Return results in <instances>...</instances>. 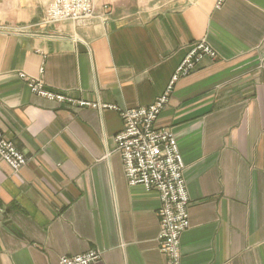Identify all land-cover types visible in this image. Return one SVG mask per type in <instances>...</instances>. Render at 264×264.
Instances as JSON below:
<instances>
[{"label":"crops","instance_id":"crops-1","mask_svg":"<svg viewBox=\"0 0 264 264\" xmlns=\"http://www.w3.org/2000/svg\"><path fill=\"white\" fill-rule=\"evenodd\" d=\"M47 1L0 0V133L28 157L19 172L0 161V264L89 249L92 264H165L159 196L129 186L114 151L118 110L58 105L18 72L75 99L148 106L199 40L215 57L176 81L155 123L184 163L181 264H264V0H94L80 23L44 22Z\"/></svg>","mask_w":264,"mask_h":264},{"label":"built area","instance_id":"built-area-1","mask_svg":"<svg viewBox=\"0 0 264 264\" xmlns=\"http://www.w3.org/2000/svg\"><path fill=\"white\" fill-rule=\"evenodd\" d=\"M219 0L218 2H220ZM44 22L62 20H88L94 17L93 0H49ZM20 31V30H19ZM169 86L149 106L117 109L114 105L76 100L44 88L41 79L19 76L26 81L36 95L72 107H92L99 110L116 109L122 120V129L115 134V151L122 163L123 174L129 186L140 185L159 196L158 250L165 257V264H181L180 239L189 227V197L183 177L184 163L176 139L169 128L155 125L158 116L168 102L169 91L180 77L190 74L206 56L214 58L215 52L203 41L193 44L184 55ZM0 159L14 172L25 163L24 155L9 140L0 136ZM101 252L89 249L75 255H62L56 264H92L99 260Z\"/></svg>","mask_w":264,"mask_h":264},{"label":"rangeland","instance_id":"rangeland-1","mask_svg":"<svg viewBox=\"0 0 264 264\" xmlns=\"http://www.w3.org/2000/svg\"><path fill=\"white\" fill-rule=\"evenodd\" d=\"M219 0H216V3H215V7L216 8H219L220 7V5L222 4V2H223V0H221L220 2H218ZM48 2H49V0L47 1V6H48ZM93 4H94V0H93ZM47 8V7H46ZM103 8H105V9H107V6H105V5H103ZM46 10V9H45ZM104 11H107V10H104ZM46 12V11H45ZM96 16V14H95V4H94V17ZM93 17V18H94ZM92 18H90V19H88V20H79V21H77V20H75L74 22H78V23H80V22H86V21H89V20H91ZM62 21H66V20H62ZM62 21H58V22H62ZM70 21H73V20H70ZM52 23H56V22H52ZM20 33H29V30L27 29V28H21L20 29V31H19ZM200 41H203L204 43H206L209 47H211L205 40H199V41H196V42H194L193 44H195V43H198V42H200ZM193 44H191L190 46H189V48H188V50L190 49V47L193 45ZM188 50L186 51V53L188 52ZM213 50V49H212ZM214 51V50H213ZM185 53V54H186ZM185 56H183V58H184ZM206 57H208V56H206ZM183 58L181 59V61H180V63L182 62V60H183ZM211 58V57H210ZM204 58H202L201 59V62H202V60H203ZM200 62V63H201ZM180 63L177 65V67L175 68V70H174V72H173V74L171 75V77L176 73V70H177V68H178V66L180 65ZM199 63V64H200ZM197 67V66H196ZM195 70V69H194ZM193 70V71H194ZM192 71V72H193ZM39 72L40 73H43V67H40L39 68ZM191 72V73H192ZM19 73H23V72H18V76H19ZM25 74V73H24ZM189 75V74H188ZM187 75V76H188ZM26 76V75H25ZM20 77V76H19ZM185 77V76H184ZM21 78V77H20ZM180 78H182V77H180ZM179 78V79H180ZM22 79V78H21ZM35 79H37V78H35ZM39 79H41V78H39ZM178 79V80H179ZM23 80V79H22ZM42 80V79H41ZM170 80H171V78H170ZM170 80H169V82H168V84H167V86H166V88H165V90L161 93V94H159L157 97H159L160 95H162L164 92H166V90H167V88H168V86H169V83H170ZM178 80H176V81H178ZM43 81V80H42ZM176 81L173 83V85H172V88H171V90L169 91V95H168V100H169V97H170V94H171V92H172V90H173V87H174V84L176 83ZM25 83H26V81H25ZM43 83H44V81H43ZM44 86V85H43ZM29 88V87H28ZM44 88H45V86H44ZM45 89H47V88H45ZM30 90V89H29ZM48 90V89H47ZM50 91V90H49ZM54 92V91H53ZM33 93V92H32ZM56 93H60V92H56ZM34 94V93H33ZM60 94H62V93H60ZM36 95V94H35ZM63 95H65V94H63ZM37 96H39V95H37ZM67 96V95H66ZM41 97V96H40ZM68 97H70V96H68ZM157 97L155 98V100L157 99ZM42 98H44V97H42ZM71 98H73V97H71ZM76 100H79V99H76ZM155 100L151 103V104H153L154 102H155ZM51 101H53V100H51ZM83 101H87V100H83ZM53 102H55V101H53ZM90 102V101H89ZM96 102H98V101H96ZM55 103H57V102H55ZM100 103V102H99ZM168 103V102H167ZM167 103H166V105H167ZM58 105H62V106H65V107H67V108H73V109H77V108H83L84 106H79V107H72V106H67L66 104H62V103H57ZM151 104H149V105H151ZM148 105V106H149ZM166 105H165V107H166ZM139 107V106H138ZM164 107V108H165ZM90 108H92V107H90ZM163 108V109H164ZM94 109H97V108H94ZM162 109V110H163ZM99 110V109H98ZM99 111H101V110H99ZM121 118V117H120ZM118 133V132H117ZM116 133V134H117ZM0 136L1 137H3V135L0 133ZM115 136V135H114ZM4 139H6L5 137H3ZM6 140H8V139H6ZM113 140H114V137H113ZM9 141H11V140H9ZM12 143H13V141H11ZM13 145L15 146V144L13 143ZM16 147V146H15ZM17 148V147H16ZM18 149V148H17ZM23 155H24V157H25V159L27 160L26 161V163L28 162V157L26 156V154L23 152V151H21L20 149H18ZM114 151H115V149H114ZM116 152V151H115ZM121 160V159H120ZM0 161H2V162H4L3 160H1L0 159ZM26 163H25V165H26ZM7 164V163H6ZM8 165V164H7ZM24 165V166H25ZM9 166V165H8ZM23 166V167H24ZM10 167V166H9ZM11 168V167H10ZM12 169V168H11ZM21 169H19L18 170V172L20 171Z\"/></svg>","mask_w":264,"mask_h":264}]
</instances>
